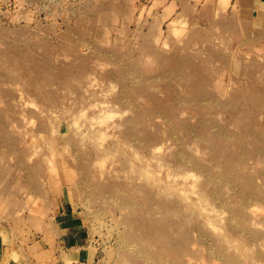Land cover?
Listing matches in <instances>:
<instances>
[{"label": "rangeland", "instance_id": "374dc122", "mask_svg": "<svg viewBox=\"0 0 264 264\" xmlns=\"http://www.w3.org/2000/svg\"><path fill=\"white\" fill-rule=\"evenodd\" d=\"M0 264H264V0H0Z\"/></svg>", "mask_w": 264, "mask_h": 264}]
</instances>
